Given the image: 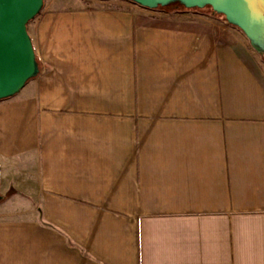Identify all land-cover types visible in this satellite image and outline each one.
Listing matches in <instances>:
<instances>
[{
  "label": "crops",
  "instance_id": "crops-1",
  "mask_svg": "<svg viewBox=\"0 0 264 264\" xmlns=\"http://www.w3.org/2000/svg\"><path fill=\"white\" fill-rule=\"evenodd\" d=\"M40 73L0 101V264H264V60L213 13L44 0Z\"/></svg>",
  "mask_w": 264,
  "mask_h": 264
},
{
  "label": "water",
  "instance_id": "water-1",
  "mask_svg": "<svg viewBox=\"0 0 264 264\" xmlns=\"http://www.w3.org/2000/svg\"><path fill=\"white\" fill-rule=\"evenodd\" d=\"M125 1L149 10L172 4L185 10L210 8L213 14L237 28L255 51L264 53V0ZM43 5L44 0H0V101L16 96L40 73L27 26L39 16Z\"/></svg>",
  "mask_w": 264,
  "mask_h": 264
},
{
  "label": "trees",
  "instance_id": "trees-1",
  "mask_svg": "<svg viewBox=\"0 0 264 264\" xmlns=\"http://www.w3.org/2000/svg\"><path fill=\"white\" fill-rule=\"evenodd\" d=\"M159 9H164V10H170V11H179V10H185L182 6H180L179 4H172L170 6H167V7H163V8H159ZM210 9V8H209ZM198 11V10H197ZM211 13H212V10L210 9ZM216 15V14H214ZM217 16V15H216ZM221 18H223L222 16H219ZM10 195V193L8 194ZM2 200V199H1Z\"/></svg>",
  "mask_w": 264,
  "mask_h": 264
},
{
  "label": "rangeland",
  "instance_id": "rangeland-1",
  "mask_svg": "<svg viewBox=\"0 0 264 264\" xmlns=\"http://www.w3.org/2000/svg\"><path fill=\"white\" fill-rule=\"evenodd\" d=\"M168 11H170V10H168ZM199 12H202V13H211V11H210V9L209 8H205V9H203V10H198ZM261 57V59H263L264 60V57H262V56H260ZM11 195V194H10ZM10 195H5V196H2V200L1 201H3V200H5V199H7Z\"/></svg>",
  "mask_w": 264,
  "mask_h": 264
},
{
  "label": "flooded vegetation",
  "instance_id": "flooded-vegetation-1",
  "mask_svg": "<svg viewBox=\"0 0 264 264\" xmlns=\"http://www.w3.org/2000/svg\"><path fill=\"white\" fill-rule=\"evenodd\" d=\"M254 50V49H253ZM259 56H262V57H264V53L262 52V53H260V52H257V51H255Z\"/></svg>",
  "mask_w": 264,
  "mask_h": 264
}]
</instances>
